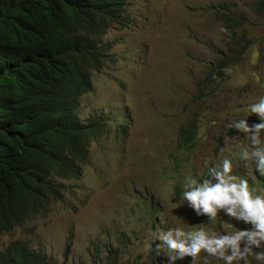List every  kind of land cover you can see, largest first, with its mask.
Listing matches in <instances>:
<instances>
[{
  "label": "rangeland",
  "instance_id": "374dc122",
  "mask_svg": "<svg viewBox=\"0 0 264 264\" xmlns=\"http://www.w3.org/2000/svg\"><path fill=\"white\" fill-rule=\"evenodd\" d=\"M254 1L126 0L128 25L114 26L102 37L112 60L93 75L92 92L79 100L78 118L82 124L107 121L110 131L126 127L120 121L128 118L126 138L138 153L126 152L129 144L122 140L110 146V134L90 142L88 161L76 177L56 179L64 189L61 197L1 235L0 252L21 241L40 250L49 264H92L103 242L109 252L101 253L109 264H152L156 255V264H168L166 248H155L162 243L157 235L204 222L194 219L193 210L190 216L185 212L186 176L199 180L210 165L228 158L232 174L264 195L255 164L239 159L238 146L248 141L230 127L245 116L249 124L257 120L248 108L264 95V16L256 13ZM223 7L236 12L240 30L220 19ZM233 40L239 45L233 47ZM218 60H226L224 78L204 80ZM195 115L198 142L179 152L178 131ZM142 194L150 200L143 202ZM219 213L224 218L215 232L247 227ZM120 243L125 247L117 250ZM204 257L197 255L189 264H222ZM248 261L264 264L253 257Z\"/></svg>",
  "mask_w": 264,
  "mask_h": 264
},
{
  "label": "trees",
  "instance_id": "16d2710c",
  "mask_svg": "<svg viewBox=\"0 0 264 264\" xmlns=\"http://www.w3.org/2000/svg\"><path fill=\"white\" fill-rule=\"evenodd\" d=\"M122 1L0 0V236L44 213L61 197L56 179L77 174L81 153L73 150L87 136L77 130V99L102 66L100 37ZM257 8L264 12V0ZM221 18L239 26L229 11ZM225 61L211 64L205 80L224 78ZM198 128L193 116L178 134L190 140ZM0 264L49 263L40 250L15 241L0 252ZM92 264H109V256L98 252Z\"/></svg>",
  "mask_w": 264,
  "mask_h": 264
},
{
  "label": "clouds",
  "instance_id": "9594fccd",
  "mask_svg": "<svg viewBox=\"0 0 264 264\" xmlns=\"http://www.w3.org/2000/svg\"><path fill=\"white\" fill-rule=\"evenodd\" d=\"M260 1L261 0L254 1V9L258 15L264 16V12H259L257 8ZM227 11L234 14L237 18L236 12L232 11L230 8L223 7L219 12L220 19H222L221 15ZM129 19L127 3L126 0H123L118 16L109 20V25L104 34L100 37L101 47L105 46L106 48L104 47L105 59L99 70H101L108 61L112 60L109 56L110 49L106 44L102 43V37L114 26L120 28L127 27ZM238 21V27H233L231 24L224 22L232 30L238 31L242 28L239 19ZM233 35L236 36L232 34L231 38ZM239 41L240 40H237L238 43ZM213 63L214 62L211 64ZM224 63L226 64V62ZM98 71L91 74L90 82L92 81L93 75ZM225 71L226 68L224 69V73ZM90 86V91L77 99L78 108L76 110V120L79 124L77 130L79 134L83 131L87 134L81 144L73 150V152L77 154L81 153V160L75 162L78 164V171L81 165L88 161L89 143L94 140V143H98L99 138H102L103 134L111 135L112 141L110 142V146H113L115 141L116 143H120L119 141L122 140L129 144L126 152L138 153L131 143L130 138H126V132L129 129V124L127 122L128 118L120 121V124L127 123L126 127L121 128L116 126L112 131L105 127L106 125H110L107 121L94 120L86 124L79 122V100L92 92V82ZM248 112L256 114L257 120L249 124L246 120L247 116H245L244 118L234 120L230 124V127L243 133L245 139L248 141L247 145L238 146L239 159L245 162H253L258 173V178L264 183L262 180V178H264V142H262V136H264V95L259 96L254 103L249 105ZM197 124L199 125L198 121ZM121 131L124 133L122 137L119 135ZM198 136L199 131H197L196 135L190 140H188V137L179 136L178 134L177 150L179 152L186 149L192 150L198 142ZM70 137L73 138V136ZM75 142L79 143V137H77ZM220 143L222 142L218 139L217 146ZM232 167L231 160L224 158L220 164L215 163L210 165L206 170V174L204 176L202 175L199 180L191 175L185 177L181 193L183 201L187 203L185 212L190 216L193 210L194 219L204 222H202V227L198 225V227L189 229L188 231L176 227L162 231L157 235L156 239L162 243H158L159 245L156 244V249L166 248L165 253L168 258V264H179L180 262L181 264H189L197 255L199 257L204 255L205 260H207L208 257L218 258L222 261V264H239L241 261L243 264H249V257L264 262V252L257 251V249H264V195L255 194L250 190L247 180L236 178L232 174ZM76 175L70 178H74ZM62 191H64L63 188H61V192ZM141 200L143 202H148L150 200L149 195L142 194ZM219 212H222L223 215L230 220L243 223L247 225V227L220 233L215 232L221 229L219 220L224 218ZM99 245H101V247H99ZM99 245L97 249L98 252H102L104 249V253L109 252V248L105 247L107 244L102 242ZM156 258L157 261L159 255H156ZM156 261L152 264H156Z\"/></svg>",
  "mask_w": 264,
  "mask_h": 264
}]
</instances>
